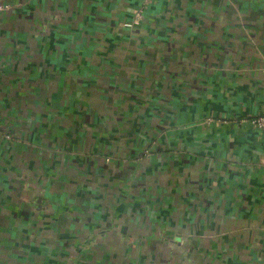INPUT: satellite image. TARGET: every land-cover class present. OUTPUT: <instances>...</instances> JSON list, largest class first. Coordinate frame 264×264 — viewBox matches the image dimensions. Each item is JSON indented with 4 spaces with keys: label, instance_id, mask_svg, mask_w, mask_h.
Segmentation results:
<instances>
[{
    "label": "crops",
    "instance_id": "1",
    "mask_svg": "<svg viewBox=\"0 0 264 264\" xmlns=\"http://www.w3.org/2000/svg\"><path fill=\"white\" fill-rule=\"evenodd\" d=\"M0 4V217L23 264H264V0Z\"/></svg>",
    "mask_w": 264,
    "mask_h": 264
},
{
    "label": "rangeland",
    "instance_id": "2",
    "mask_svg": "<svg viewBox=\"0 0 264 264\" xmlns=\"http://www.w3.org/2000/svg\"><path fill=\"white\" fill-rule=\"evenodd\" d=\"M142 18H143V10L140 9L138 12H136V20L139 21V20H142ZM118 34H119V32L115 33V36H118ZM101 37H98L96 35V37L93 40H96L97 42L90 43L87 48L90 49V47H92L93 49L91 48V50H94V49H99V48L103 49V46H107V44H108L107 37L105 35H103V38H101ZM121 38L124 39L121 42H124L125 38H123V37H121ZM100 39H101V41H100ZM98 41H100V42H98ZM104 50H105V48H104ZM22 93L25 94V93H28V92H22ZM45 93L47 94L48 97H50L49 100H54L55 102H58V100L62 101V97H59L61 92H59L57 90L43 91L41 95H44ZM110 94H111V92H110ZM21 104H26V102L24 101ZM60 104L61 103L53 105L54 111H53V114L51 115L52 118L54 116H60V115L63 114L62 113V109L64 107L59 106ZM64 104H66V103H63L61 105H64ZM4 109H5L6 115H8V114L12 115V112H14L10 105L7 106V107L4 105ZM37 109H39V108L37 107ZM27 110H28V107L26 105H21L20 108H19V111H18L20 117H23V116L27 115L28 114ZM73 115H74V113L71 114V117ZM73 117L75 118V116H73ZM48 118H50V116ZM217 121H220V120H217ZM211 123L219 124L218 122L215 121L214 118L206 117V118L203 119V122L201 123L202 126H203L202 128H206L204 126L205 124L208 125V124H211ZM33 124L36 127L38 125L39 133L44 130L45 125H47V127H49V123L46 124V122H45L44 113H40L39 111L37 112L36 118L33 119ZM57 125L58 126H62L63 124L62 125L57 124ZM216 129H218V128H216ZM39 133H38V135H40ZM59 146H61V145L59 143H56V141H54L52 146H50V147H52L54 149V147H59ZM54 151H55V149H54ZM146 152H149V150L146 151ZM5 198H7V197L3 196L2 202L4 201ZM0 205H1V200H0ZM4 205L7 206V204H4ZM24 210H27V206H25ZM24 212H26V211H24ZM9 214H10V216L8 215L7 218L0 217V264H23L22 260H24V263H25L26 259H28V258H30L32 256L33 252L30 251V250H32L34 248V246L32 245V242H27V240H25L26 237L22 233L21 234H14L13 232H10L8 230L10 228L12 230L19 231L21 228H24V225L17 224L12 219L13 217H11V213H9ZM25 214L29 215L30 213L26 212ZM26 217H28V216H26ZM23 220L26 221L27 219H23ZM69 232L71 233L72 231L69 230ZM27 235H31V233L28 230H27ZM36 236L38 237V235H36ZM58 240H60V239H58ZM58 244L64 245V242H61V243H58ZM22 245L23 246H27L29 249L22 248L21 247ZM63 253H64V255H63ZM115 253L116 252H114V254ZM46 254H47L46 255L47 258L49 259L48 253H46ZM58 254H60V255H58L56 257H52L50 259V261L48 260V262H51L52 259H55V258H61L62 257L61 260H63L64 257H67L66 252H59ZM39 258H46V257L45 256H39ZM108 258H110V257H108L106 255V252L105 251H100V250L95 251L94 254H89L88 251H86V253L83 254L81 251H79L77 256L75 257L76 260L78 259L79 264H92L93 261L91 259H95V261L98 260V261L102 262L101 264H108L107 263ZM33 261H35V260H33ZM149 264H156V263H155V261H151Z\"/></svg>",
    "mask_w": 264,
    "mask_h": 264
},
{
    "label": "built area",
    "instance_id": "3",
    "mask_svg": "<svg viewBox=\"0 0 264 264\" xmlns=\"http://www.w3.org/2000/svg\"><path fill=\"white\" fill-rule=\"evenodd\" d=\"M6 9H8V5L0 4V13H2ZM251 123L257 129L264 130V114L251 119Z\"/></svg>",
    "mask_w": 264,
    "mask_h": 264
}]
</instances>
